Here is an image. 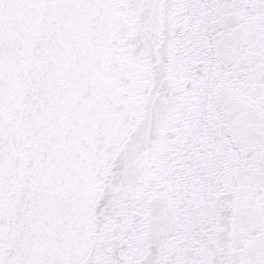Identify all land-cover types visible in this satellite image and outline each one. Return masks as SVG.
<instances>
[{
    "label": "snow or ice",
    "instance_id": "1",
    "mask_svg": "<svg viewBox=\"0 0 264 264\" xmlns=\"http://www.w3.org/2000/svg\"><path fill=\"white\" fill-rule=\"evenodd\" d=\"M0 264H264V0H0Z\"/></svg>",
    "mask_w": 264,
    "mask_h": 264
}]
</instances>
